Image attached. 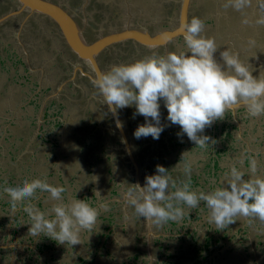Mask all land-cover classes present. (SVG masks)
I'll return each instance as SVG.
<instances>
[{
    "label": "rangeland",
    "instance_id": "obj_1",
    "mask_svg": "<svg viewBox=\"0 0 264 264\" xmlns=\"http://www.w3.org/2000/svg\"><path fill=\"white\" fill-rule=\"evenodd\" d=\"M56 1V0H55ZM81 5L77 6V0H58L60 4H64L66 8L68 9V6L70 8L69 11L74 12L75 16L79 19L80 22H88L87 19H89L90 12L93 10V8L98 9V7L105 8L108 3L114 0H105L102 4H97L92 0H80ZM122 1L123 4H125V0H119ZM132 4V0H128ZM64 2V3H63ZM196 2L201 4L203 2H208V5L203 6L201 8L200 17L205 20L204 24V31L202 33L205 37H214L217 43L218 50L214 54V58L216 59L217 63L221 64L222 70H223V61L220 57V53L227 50L229 48L232 52L237 53L246 65H250V69L252 71V75L254 78H257L261 75V78H264L262 68H264V37H257L256 30L259 31L264 30V27L257 26L254 22L250 23L251 27H254V30L249 28L246 30H242L240 27L244 26L241 24L242 16L240 13L233 11L232 9H223L222 5L224 4L225 0H197ZM133 5V4H132ZM154 7V6H153ZM77 11L75 12L74 10ZM197 7L194 5L192 13L196 11ZM94 11V10H93ZM212 13L209 15V12ZM102 12L105 13L106 9H102ZM157 12V11H156ZM195 13V12H194ZM108 14V13H107ZM153 14H151L152 16ZM228 16V17H227ZM247 16L249 20L254 21L256 19V10L255 7L250 8L249 11H247ZM24 15L19 16L15 21H17L18 24L23 20ZM208 17V18H207ZM157 19V16L155 17ZM210 19V22L206 25V20ZM234 19L236 21H234ZM35 24L34 18L31 19ZM153 19L147 17H143L141 19L137 18L134 19L132 22V26L135 28H146L149 30L150 25ZM130 21L124 22V20L120 23L114 22V24L111 23V25H108L109 28H122V26L129 24ZM127 23V24H126ZM32 24V23H30ZM29 24V25H30ZM48 27L49 31L43 30V27L36 26V28L32 31L31 28L27 27V29L23 32V40H26L27 45L32 48L35 45L33 44L34 40H37L39 38H43L44 40L51 41L53 43L52 45L54 47H57L59 51V47L57 45L56 39L58 37V33H50V24L45 23ZM4 26V25H3ZM34 28V25H31ZM44 26V24H43ZM5 27V26H4ZM24 28V26H23ZM21 28L20 31L23 29ZM228 29V30H227ZM13 31H15L16 34L19 32L16 31V28H12ZM29 31L33 32V37H26L25 35L29 33ZM150 31V30H149ZM53 32V31H52ZM15 34V36H17ZM3 36V35H0ZM14 36V34H13ZM12 34H7L8 41L12 43L13 47L15 49H18L17 44L12 40L13 38ZM259 36V35H258ZM253 41L251 45L249 44V41ZM22 40H19L18 43H20V46L22 47L23 52L25 51L24 48V42ZM13 47H9L8 49H14ZM46 47H44L41 51H43V56L46 54L45 58L49 61H53V52L44 50ZM29 49V48H27ZM18 53H20L17 50ZM49 52V53H48ZM66 52V51H64ZM118 52V50H116ZM1 59H5L6 56L9 54V59H13L14 57L10 55V52L7 50L5 53H0ZM35 55V53H33ZM110 55V54H108ZM111 56V55H110ZM26 57V56H25ZM36 57V56H35ZM118 59V62H115L114 60ZM36 59V58H35ZM31 58V60H35ZM60 60H63L62 58H59ZM66 59L68 57L66 56ZM113 59V60H112ZM72 62V58L69 59V62ZM110 62V61H109ZM259 65H258V63ZM257 63V64H256ZM30 64V63H29ZM53 64V63H51ZM51 64H47L44 60L37 61L33 67V71H40V66H42V72L40 71L41 76H47V72L43 70V67H48V70L52 69L50 67ZM107 64V63H106ZM111 64L113 65H120L123 64L122 57L116 56L114 54L113 57H111ZM7 65V64H6ZM19 66V65H18ZM68 68V67H67ZM261 68V73L259 74V70ZM64 69V71L68 72L65 73V76L68 77L70 75L71 81L73 82V86L69 89L70 94H74V99L71 103H74L76 106L74 109L71 108V111L69 109H65V113H70V115H64L63 119V128L59 129L54 128L50 131L45 132V130L36 129L33 132L26 133L25 134V140L20 142L17 139L18 134L23 137L22 129L26 131L27 125H28V117L30 113L27 112L26 108L30 107L29 103L33 100L36 101V98L39 97V95H42L41 85L39 87L38 83H42V80L40 78V75L37 78L32 77L33 74L37 76V72L30 71L25 72L22 69H20V72L16 74V78H13L12 80H6L5 76H8V73L10 75H13V73L4 72L0 69V135H1V141L6 138V140L3 142L2 147L0 148V246L4 248H0V250L5 251V253H2L0 255V264H72L71 259H67L69 256L67 255L66 251L64 253L59 252V243L57 241L56 245H53V240L51 238H48L41 234L39 237H34L31 234H29V228L31 227L30 218L26 212L23 211V208L27 206V204L30 202L33 204L37 209H39L41 212H44L46 214L51 212V209L53 205L56 203L58 204H68L70 201L73 200H80L84 201L85 203L89 204L91 207L95 208L98 212V218L96 224L91 229V233H89V230H81L79 233V243L81 239V235L83 233H88V236L83 239V242L80 244H76L75 247L78 248V252L80 253L81 248L83 247L81 244H86L89 242V239L92 240L94 234L93 233H104V227L102 225L105 224L103 221V217L108 214L109 210L121 206V212L119 216L117 217V220H115L113 223H111V228L113 230V235L111 239H116L117 246L112 248L111 254L113 255L112 259L115 258V262L126 261L128 258H130L134 254H138L139 259L144 257L146 259L145 263L142 264H149V257L148 252L152 255L153 262L157 259H162L160 255H158L159 252L156 251V248L159 250V245L161 244H170L168 251H164L165 254L168 253H175L179 254V252H185V249H187V242H184L183 240L180 242H177V240H172L173 238H178L182 235L187 234L189 232L188 240H192L193 248H197L199 246V238L194 237L192 234H197L200 238H203L205 235V231L209 229L207 221V216L209 214L208 210L207 212L204 211L203 208H207L203 201L200 202L199 206L190 209L187 206H180L184 210V216L177 220V223L175 225H172L174 221H168L161 227L157 228L154 226L151 222H147L145 218L138 217L134 213H130L129 204L125 200V193L128 191L130 187L139 185L140 187H144L146 183V177L157 175L156 170L151 171L150 168H148V158L149 156H145L140 161L142 163V166H139V163L137 161V156L135 149H133V143H134V132L127 137V144L125 145L122 140L119 137V132L117 129H115L113 126H110L109 124H112L111 121L108 123H102L100 124L99 128L101 129L102 133H105L106 131H110L111 134L108 135L112 139L115 137L120 143L122 142L121 146H117L114 144H111L109 146L110 142L109 139L104 140V144L106 146V149L108 151V155L115 154L113 153V150L120 149L124 150L126 152V159L124 162L121 161V163L124 164V166L127 168V171H131L133 167L136 168L134 170L133 178L134 182L132 181H124L122 180L121 173L119 172L118 168L114 166L112 169V173L115 175V179L112 180V176L109 178L105 176L103 173L106 172L104 164L99 163L98 165H95V168H91L92 174L94 175L93 181L89 185H87V182H82V177H84V168L87 169V167L84 164V162L89 158V161H92V157L90 156V150H86V153L88 154H79L75 151V149H78L79 145L81 144V141H79L80 137H83L84 139L87 137L82 131L81 128L83 125L80 123L81 117H83L82 112H85L87 109V106L89 104H93V101L99 100L100 98L96 96L95 94L88 93L83 87L82 84L84 83L82 80H80V76L78 74H75L73 77L71 70ZM12 72V69H10ZM60 70V69H59ZM7 71V70H6ZM70 71V73H69ZM258 75V76H257ZM70 78H68L70 80ZM25 79H30V81L24 82ZM67 79V80H68ZM8 81V82H7ZM33 82V83H32ZM71 96V95H70ZM46 97V96H45ZM70 98V97H69ZM86 103V106L83 104ZM95 109L93 106L92 111ZM121 112V109H120ZM118 113L120 116V119H125L123 116V113ZM81 114V115H80ZM134 115V113L132 114ZM59 116V115H58ZM68 116V118H67ZM263 116V122H264V115ZM111 118V117H110ZM70 119L71 123L67 121ZM126 120V119H125ZM5 121V122H4ZM97 121V120H96ZM79 123V124H77ZM169 124L168 121L164 122ZM229 123H232V121H229ZM236 123V122H235ZM243 121L238 122L237 124L242 125V132H236L234 136L239 137L240 136V145H237L238 151H232L227 150L225 154L222 155V158L219 159V168L224 169L225 173H227L230 170V167L233 165H236L239 170L244 171L245 177L244 179L247 180L248 177L251 175L249 172L250 162L252 160H255L257 163V176H264L263 173H261L259 167L260 163L263 166V159H264V125L258 124L259 126L254 127L253 122L250 119L248 122H246V125H243ZM7 124H10L11 127L8 131L3 132L5 126ZM123 127H124V121H123ZM233 124V123H232ZM236 124V125H237ZM68 126V129H64L66 126ZM218 125V123L215 121L213 122L211 126V131H216L215 126ZM65 126V127H64ZM21 129H18V128ZM97 128V127H96ZM213 129V130H212ZM245 129V130H244ZM205 130H209L208 127L205 128ZM247 130V132H246ZM245 131V132H244ZM95 131L92 133L94 134ZM244 133L246 135L244 136ZM179 133L175 134V137L178 138L180 141L182 140L181 137L178 135ZM225 136L222 134L221 139L216 138L219 142L226 141ZM142 139H146L150 142L151 146H155L157 142H159V139H163L165 143L169 142L168 138L166 136L160 137L159 139H153L151 136L148 137H142ZM48 140V141H46ZM92 141L94 139H91ZM230 141V140H229ZM227 146L229 148H235V145L232 142H229ZM221 143H215L219 146ZM55 144V146H53ZM146 142L144 145H147ZM120 147V148H119ZM164 147V146H162ZM161 147V148H162ZM183 145L179 144H173L171 149L168 148L167 153H163L161 156L162 160H166L165 163L173 162L172 166L170 167L169 171L167 172L168 176H171L170 173H172L173 177L179 181L183 182L185 181V165L190 166V169L193 168L198 173L201 171V168L204 166L205 162H201L198 164V166H191L193 161L205 160L208 158V155L214 154V148L209 147L205 154H202L203 151H200L196 153L194 150L187 151V149L183 148ZM128 148V149H127ZM167 148V146H166ZM94 150H99L96 148ZM196 150V149H195ZM245 151H248L249 153L254 154L253 157L250 156V154H246ZM262 155V156H261ZM260 156V157H258ZM105 157V156H103ZM181 157H186V161L183 162L181 160ZM175 159H178L175 161ZM249 161V164L246 165L247 168L243 167L244 161ZM238 161L240 163H238ZM94 162V161H92ZM96 163V162H95ZM147 166V167H146ZM243 168H242V167ZM192 167V168H191ZM210 170V169H209ZM208 170V171H209ZM87 171V170H86ZM214 170H211L213 172ZM221 171V170H217ZM183 175L182 177L179 176ZM190 173H192L190 171ZM103 174V175H102ZM207 174L202 175V177L205 179V183L203 184V180H198L197 185H189V188L191 191L198 192L199 189H203L208 191L210 188L209 186H212V183L209 182L214 181L213 178H209L210 176H205ZM131 176V175H130ZM90 177V176H87ZM138 178V180H137ZM182 178V179H181ZM34 179H40L42 181H45L49 183L52 186H60L65 189V191L62 194V199L59 201H51L48 199L49 194L46 192H40V190H37L36 199H30V201H25L24 203L18 205V210L15 212H21L18 214V220L16 227H13L11 225L12 220L14 219L13 216L15 213L11 211V205L8 202L9 198L7 196V193L4 192V189L6 187H16V186H22L25 181L31 182ZM215 179V178H214ZM222 177H220L216 183V187H213L214 189L218 187H225L227 188L228 185L225 183L221 185ZM82 182V183H81ZM91 184H96L98 188H96L95 192H97V199L94 200L85 197L82 193H85V191L91 186ZM219 184V185H218ZM111 186L113 190L116 193L121 194L122 196L119 197L116 195V193L112 192L110 196H107L106 189L108 186ZM203 185V186H202ZM180 187V186H179ZM91 190V189H90ZM93 190V189H92ZM169 191L172 192L171 187L169 188ZM205 191V192H206ZM66 195V197H65ZM44 198L43 202L42 199ZM118 202L117 204L119 206H116L114 202ZM42 202V207L40 208V204ZM114 203V204H113ZM5 204L6 207H4ZM95 204V207H94ZM103 205L104 207H101ZM113 210V209H112ZM204 211V212H203ZM198 212V213H197ZM8 218L7 221L3 220V217ZM23 215H26V217H22ZM46 218L53 219L54 215H46ZM135 218V219H134ZM246 221L251 218H244ZM252 220V219H251ZM239 221L242 222L243 218H239ZM255 225L250 226L252 227L251 231H255L256 235H258V232L261 230V227L264 224H261L258 220H252ZM13 228V229H12ZM189 230V231H188ZM263 230V228H262ZM13 232L15 234L13 235ZM262 232V231H260ZM147 233L154 234L152 237H149V251L148 244H147ZM213 233V232H212ZM222 233V232H221ZM218 233V234H221ZM260 234V233H259ZM111 236V235H110ZM220 236V235H219ZM251 237V236H250ZM103 239L106 241L103 245V249H107L108 244V237L104 236ZM110 239V240H111ZM85 240V241H84ZM171 240V241H169ZM252 249L255 251V257L259 258L264 261V245H260L262 243L261 241L264 240V238H257L256 236L252 237ZM44 241L48 243H44ZM153 241L157 243L156 247H154V251L152 253L153 248ZM210 241V240H209ZM227 240L224 239V241L221 243L223 244L222 249H220L219 253H214L215 248L219 249V244L214 246V249L212 252L215 255H218V259L223 258V256H227L226 259L222 262L219 261V263L224 264H247V262L252 261L253 253H250V250H247V252H241V258H237L239 254H235L234 251V245L232 243L226 244ZM159 243V244H158ZM70 244V243H69ZM68 244L69 248L70 245ZM137 245V250L135 252L133 246ZM254 245V246H253ZM185 248V249H184ZM200 248V246L198 247ZM231 249V250H228ZM164 250V249H163ZM228 250V251H227ZM162 251V250H161ZM193 249H190L189 252L191 253ZM78 252H74V255L78 254ZM145 252V253H143ZM143 253V254H142ZM110 254V253H109ZM108 254V257H110ZM213 254V255H214ZM248 254V255H247ZM212 255V254H211ZM212 255V256H213ZM67 257V258H65ZM250 257V259L248 258ZM67 259V260H65ZM123 259V260H122ZM183 260V259H181ZM183 264L185 262L188 264V261L183 260ZM126 263V262H125ZM104 264H110L108 262H104ZM116 264V263H114Z\"/></svg>",
    "mask_w": 264,
    "mask_h": 264
},
{
    "label": "clouds",
    "instance_id": "obj_2",
    "mask_svg": "<svg viewBox=\"0 0 264 264\" xmlns=\"http://www.w3.org/2000/svg\"><path fill=\"white\" fill-rule=\"evenodd\" d=\"M254 6L256 19L251 21L247 10ZM222 7L240 13L243 25L254 22L264 27V0H225ZM204 27V22L195 16L181 24L186 52H169L166 56L153 53L130 64L113 65L106 72L97 71L90 81L96 89L95 94L103 98L111 113L116 115L119 109L134 106V117L142 115L145 118V124L134 132L136 139L148 136L159 139L164 130L160 126L161 100L167 109L168 121L180 126L182 134L201 147L208 145L210 137L198 133L224 119L227 111L243 106L249 117L264 115V78H254L250 65L242 62L229 48L220 53L222 70L214 58L218 50L216 40L202 35ZM252 43L250 40L249 44ZM116 127L123 128L118 119ZM185 169L186 175H190V166L185 165ZM156 171L157 175L146 177L144 187H130L125 200L134 207L138 217L145 218L157 228L170 220L182 218L184 210L180 205L194 209L201 201L209 212L207 221L220 230L238 218H251L264 224V176L256 175L255 160L250 162L251 175L247 180L244 171L233 165L227 173H222L220 181L221 185L226 183L229 187L222 186L208 192L191 191L186 182L178 187L162 166L158 165ZM170 187L176 190L171 192ZM37 190L48 193L51 201L61 200L65 191L63 187L52 186L40 179L25 181L22 186L6 187L4 192L9 198L11 211L15 213L18 205L36 199ZM23 211L31 221L29 234L34 237L43 234L59 244H80V231L91 230L98 218L95 208L77 199L66 205L54 204L48 214L30 202ZM46 215H54V218L48 219Z\"/></svg>",
    "mask_w": 264,
    "mask_h": 264
},
{
    "label": "flooded vegetation",
    "instance_id": "obj_3",
    "mask_svg": "<svg viewBox=\"0 0 264 264\" xmlns=\"http://www.w3.org/2000/svg\"><path fill=\"white\" fill-rule=\"evenodd\" d=\"M46 1L51 2L53 4H56V5H60L61 8H63L72 17V19L75 21V23L79 26V29H81L83 38L88 45L99 40V39H101V38L107 37L110 34L121 32L125 29V25L122 26V28H119V26L116 29L109 28L108 25H111V23L112 24H114V22L120 23L123 20H124V22L130 21L129 24L126 23L127 26H129L128 28L129 29H137V28L132 26V23H133L132 21L134 19H137V18L141 19V18L147 17V16H149V18L153 19L151 21V23L153 24V26L155 24V27L157 26V28H158V29H155V27H153V30H152V25H150L151 28H149V30H150L149 32L151 35H157V34H160L163 32L174 31V30L178 29L177 27L179 26L177 19L179 17V12H180L181 2H182V0H132L133 5H131V2H129L128 0H125V4H123L122 1L114 0L112 2L110 1L105 8H103V7H98V9L93 8L94 11L92 10L90 12L89 19H87L88 22L86 23V22H80L79 19L75 16V14H73L74 12L69 11L70 10L69 6L67 9L66 6H64V4H60L58 2V0H56V1L55 0H46ZM92 1L95 3V5H97V4H102L105 0H92ZM196 1L197 0H190L189 1L188 22L194 16L200 18L203 22H205V20H203L200 17L201 16L200 15L201 8H203L204 4L208 5L209 3L203 2L200 6L199 3ZM79 5H81V1L77 0V6H79ZM194 5L196 7L198 5V8H199V9H197L198 14H196V11H194L195 13L194 12L192 13ZM18 7H19V2L17 0H0V17L8 14L10 11L17 10ZM102 9H106V12L103 13ZM74 11L76 12L77 9ZM211 13H212V11L209 12V15ZM151 14H153V15L151 16ZM21 15H24L23 20L20 22V24H18L17 21H15V20L17 18H19V16H21ZM27 16H28V14L23 12V13L15 16V17H9L7 20L3 21L0 24V35H3V36H0V53H5L8 50L10 52V55L14 57L13 59H9V57H8L9 54H8L5 59H1L2 56L0 54V69L3 70L4 72H6V74L8 72L13 73V75H10L8 73V76H5L6 80L9 81V80H12L13 78H16L15 76L17 73L20 72V69H22L25 72H29L30 69H31V71H33L32 67L37 61L42 60L44 62V60H45V62L47 64H51V63H53V64L50 65V67L52 68L50 70H48V67H43V70L48 73L47 76H41L42 74H40V71H41V73H43L42 68H41L42 66H40V71H33V72H37L36 73L37 76L33 74L32 77L37 78L40 75V78L43 79L42 83L40 84V82H39L38 86H37V87H39L41 85L40 92L42 95H39V97L36 98L37 102L32 100L29 103L30 107L26 108L27 112L30 113V115L28 117L29 119L27 122L28 127H27L26 131L24 129L21 130L23 133V137H21L18 134L17 139L20 142L25 140V134L26 133L30 134V132H33L36 129H39V132H40V129L45 130V132H47V131H50L54 128H58L57 127L58 124H59V129H62L63 128L62 127L63 126V119H65L64 115H70V113L64 112L65 109L66 108L69 109V107H70L69 111H71V108L74 109L76 107L74 105V103H71L73 101L72 99H74V94L69 93L70 92L69 89L73 86V82L71 81L70 75H68V77L65 76V73L67 74L68 72L64 71V69L70 68L69 70H71L73 77L75 76V74H78L80 76L79 77L80 80H82L84 82L82 84V87L88 93H90L91 91L93 94L96 93V89H94V87L90 83V81H91L90 77H93V79L95 78L94 71L89 67L88 63H84L83 61L78 59L77 55L75 53H73L68 48L66 41L61 37V35H60L59 31L57 30V27L55 26V24L52 21H50L47 17H44L42 15H31L28 18H27ZM156 16H157L156 21L161 20V18H164L161 23L160 22L155 23V17ZM32 18H34L35 22L37 21L36 24L31 20ZM234 21H236V20L234 19ZM209 22H210V19L206 20V25ZM30 23H32V24H30ZM45 23L50 24L49 25L51 28L50 33H53V34L58 33V37L56 39V42H57V45L59 47V51L57 50L58 49L57 47H54L52 45L53 43H51V41L49 42L47 40H44L43 38H39L37 40H34L33 44L35 46L32 48H30L27 45L26 40L22 39L23 38V36H22L23 32L27 29V27L31 28V30L32 29L34 30L36 28V26L41 25L43 27V30H45L46 32L49 31L48 27ZM43 24H44V26H43ZM31 25H34V28ZM23 26H24V28H23ZM12 28H16V31H18V32L20 31L21 28H23V29L18 34H16L17 32L15 33V31H13ZM9 33L12 34V36L14 34L12 40H14V42L17 44L18 49H15L13 47L12 43L8 41V38L6 36ZM32 33L33 32L29 31V33H27L25 36L26 37H33ZM15 34L17 36H15ZM19 40H22L24 42V44H25L24 48L27 50L26 53L23 52L22 47L20 46V43H18ZM9 47H13L14 49L9 50L8 49ZM44 47H46L44 50L53 52V57H52L53 61L48 62V59L45 58L47 53L44 54V56H43V51H41V50ZM27 48H29V49H27ZM17 50L20 53H18ZM116 50H118V52H116ZM64 51H66V52H64ZM186 51H187V48L183 42V36L182 35H179L178 37L174 38L173 40H171V39L168 40L165 45H161L158 48L157 47L147 48V47L142 46L140 44H137L133 41H125V42H122L119 44H114L112 46L105 47L101 52H99L96 55L95 62H96L97 66L101 72H106V71L110 70V68L113 66V64H111V57H113L114 54L116 56L122 57L123 64H130V63H133V62L140 60L144 57L151 56L153 53H155L158 56H166L169 52H175L177 54H180L181 52H186ZM33 53H35V55H33ZM26 54L28 56H26ZM108 54H110L111 56ZM187 55H191V54L188 53ZM66 56L68 57V59H66ZM31 58H33V59L36 58V59L31 60ZM59 58H62L63 60H60ZM71 58H72L73 63L71 61L69 62V59H71ZM114 61L118 62L119 60L115 58ZM80 68L82 69V72L86 75H83L81 73ZM10 69H12V72ZM69 73H70V71H69ZM88 75L90 77H88ZM68 78H70V80ZM28 81H30V79L24 80V82L29 83ZM95 95L100 98V101L95 100V101H93V104H89L87 106L86 111L82 112L84 114H82L83 117H81V119H80V123L83 125L82 128L86 127V128H88V130H91L89 135H87V133H85V135H87V137H89L90 135H92V133L95 130L101 131V129L99 128L100 124L108 123L109 121H111V122L113 121L112 124H109V125L113 126L119 132V128L116 127V122L114 121V119L112 117V113L108 110L107 105H104L103 98L98 94H95ZM159 103H160V114H161L160 126H162L164 129L162 131V133L160 134V137L167 136V138L169 140V137H171L172 131H174V132L175 131H181V128H180V126L173 125V124H171L170 121H168L167 109L164 107L162 100ZM83 105L86 106V103ZM93 106L95 107V109L92 111ZM235 109H237L236 111H244L243 106L235 108ZM119 112H120V109L118 110V113ZM121 112L123 113V116L126 120L125 119L121 120L118 113H117V115H118L121 123H123V121H124L125 124H124V127L122 129L126 132V134H128V136H130V134L132 132H135V130L138 128V126L145 124V118L142 115H136L135 117H134V115H132L135 112L134 106L121 109ZM231 112H232L231 110L227 111L225 113L224 119L216 121L218 123V125L215 126V129H216V132H219L220 135L223 134L225 136L226 140H228V141L230 140L229 142H232L235 145V148H233L232 150L238 151L237 145H240V142H239L240 136L236 137V136H234L235 133H232L233 129H237V125L229 123V121H232V119H233V115ZM67 118H68V116H67ZM248 120L249 119H247L246 122H248ZM67 121H69V123H71L70 119H68ZM166 121H168L169 124L164 123ZM241 121H243V119L240 120L239 117L237 116V118L235 119V122H241ZM149 122H151V118H149ZM246 122L243 125H246ZM225 123H226V126L224 125ZM77 124H79V123H77ZM230 126L232 127V130L229 129ZM10 127H11V125L7 124L5 126L3 132L8 131ZM82 128H81V131H82ZM208 128L210 129L211 127H208ZM18 129H21V128L19 127ZM64 129H68V126H66ZM106 132H109L111 134L110 131H106ZM246 132H247V130H246ZM105 133H102V135L104 137L103 143L101 141L100 143H97L95 145L96 148L99 150H94L95 146H94V148L90 147V154H91L90 156L92 157V161H94V162L89 161L88 159L86 160V163H88L89 169H90V172H89L90 177H87V179H85L86 177H82L81 178L82 182L83 183L87 182V185H89L91 182H94L93 181L94 175L91 176V174H92L91 168L92 167L95 168L94 166L98 165L99 163L104 164L106 172L103 174L108 177L109 181H110L109 178L111 176H112V180L115 179V175L112 173V169L114 168V166H116L118 168L119 172L121 173L122 180L134 182V178L132 176H133L134 170H136V168L133 167L131 171H127L126 170L127 168L124 166L123 163H121V161L124 162V160L126 159V152L124 150H122V149H120V151H118L119 149L113 150V153H115V154H112L111 156L110 155L107 156L108 151H107L106 146L104 144V140L106 138L109 139V142H110L109 146H111V144L121 146L122 142L120 141V143H118L117 139L115 138L118 134H116L114 139H112L110 136L106 137ZM163 133H164V135H163ZM119 135H118V137H119ZM183 135H185V134H183ZM87 137L85 139L83 137L79 138V141H81V144L87 143ZM119 138L121 139V136ZM5 140H6V138L1 141V135H0V148L2 147V144ZM160 140L163 141L162 145H158L159 142H157V143H155L156 144L155 146H151L150 142L147 141L146 139H142V137L139 139H136V138L134 139V143H133L132 148L135 149L139 166H142V163L140 162L142 160V158L145 156H149L147 166H148V168H150L151 171L156 170L158 165L162 166L164 164H166L164 166V168L167 171H169L170 167L172 166L170 164L171 162L165 163L166 160H162L161 156L163 153H167L168 148L171 149L173 144L171 142L165 143L163 139H159V141ZM173 140H174L173 143H175L176 141H175L174 136H173ZM46 141H48V140H46ZM90 141L92 142V140H90ZM177 141H180V140L177 138ZM181 141L184 142L186 140L183 137ZM146 142L148 144L144 145ZM162 146H164V147H162ZM166 146H167V148H166ZM161 149H163V150H161ZM245 153L248 154L249 152L245 151ZM249 154L251 157L254 156V154H252V153H249ZM103 156H105V157H103ZM258 157H260V156H258ZM198 162H199L198 160L196 162L193 161L191 166H198V164H199ZM207 164H209L208 169L206 166ZM211 164L212 163H204V166L201 168V171H199L198 173H195L197 168L195 170H193V168L191 167L192 173H190V175H186V173H185L186 178H185V181H183V182L177 181L173 177L172 173H170V175L177 182V186L182 187V184L184 182L187 183V180H188V178H190L191 174L204 175V174L208 173L209 169H210L209 172H211V170H214L212 168L213 166H211ZM217 165H218V162H217ZM183 170H185V172H186V169H183ZM84 171H86L85 168H84ZM155 172H156V174H158L157 171H155ZM177 174H179V173H177ZM179 176L182 177L183 175L179 174ZM205 176H207V175H205ZM96 188H98V186L96 184H94V185L91 184V186L85 191V193H82V194L85 195V197L88 198L87 200H89V201H90V199H93V198L95 200V199H97V192H95ZM171 190H172V192H174L176 189L174 187H171ZM201 190L202 189H199L198 192H200ZM112 192L116 193L113 190V188L109 185L108 188L106 189L107 196H110V194ZM116 195H118L119 197L122 196L119 193H116ZM65 197H66V195H65ZM43 200H44V198L42 199V202H43ZM42 202L39 205L40 208L42 207ZM114 203H116L115 204L116 206H119L117 204L118 202L115 201ZM2 205H4V207H6L5 204H2ZM56 205H60V204L56 203ZM180 206L183 207L184 205H180ZM94 207H95V204H94ZM112 209H110L108 214H106V216L103 217V221L105 222V224L102 226L104 227L105 231L102 234V236L108 237V241H110V239L112 238V235H113L111 223H113L115 220H117V217L119 216V214L121 212V206L117 207L116 209H114V208H112ZM129 209H130L131 214L132 213L135 214L134 207L129 206ZM19 213H21V212H17L13 216L14 219L11 222V225L13 227H16V225H17L16 221L18 220V214ZM22 217H26V215H23ZM111 217H112V220H111ZM3 220L4 221L8 220L6 215H5V217H3ZM221 232L222 231L217 232V234L221 233ZM188 233L189 232H187L186 235L180 236L179 239H183V240L188 241V239H186V237L189 236ZM14 234H15V232H13V235ZM218 235H220V234H218ZM230 235H231V237H228L227 239L230 243H232L234 245V247H235L234 249L237 250L239 248V246H238L239 241L234 240V233L233 232H230ZM208 241L210 242L209 244L211 245L214 242V239L209 238ZM260 245L261 246L264 245V240H262V243H260ZM190 247L191 246L189 245V248ZM133 248L135 250H137V245L133 246ZM263 248H264V246H263ZM1 254H2V250H0V255ZM161 258H162L161 262L164 263V258H165L164 255ZM37 264H41V263H37Z\"/></svg>",
    "mask_w": 264,
    "mask_h": 264
},
{
    "label": "crops",
    "instance_id": "obj_4",
    "mask_svg": "<svg viewBox=\"0 0 264 264\" xmlns=\"http://www.w3.org/2000/svg\"><path fill=\"white\" fill-rule=\"evenodd\" d=\"M249 10L250 9H248L247 11H249ZM163 19L164 18H161V20H158V21H156V19H155V23H159V22L161 23ZM250 25L251 24L244 25V26H241L240 28L242 30H246V29H249V28L254 30V27L253 26L251 27ZM155 29H158L157 26L155 27ZM255 35L257 37H264V30H261V29L259 31L256 30V34ZM26 52H27V50H26ZM262 52H264V51H262ZM26 56H28V55L26 54ZM258 65H259V63H258ZM262 72H263L262 75H264V68H262ZM260 73H261V68L259 70V74L258 75H260ZM260 76H258L257 78H259ZM236 110L237 109L231 110L232 111L231 113L233 115L232 123L234 125L238 123V122L235 123V119L237 118V116L239 117L240 120L243 119V122H246L247 119H249V120L251 119L252 122H253V126L254 127L259 126L258 124H261V126H262V124L264 125L263 116L256 117V118H253V117L250 118L247 115V109L245 107H244V111H236ZM224 125L226 126V123ZM229 129L232 130V127L230 126ZM234 131L242 132V125L241 124L240 125L237 124V129H233V132ZM198 135L208 136V137H210V140L208 141V145L207 146H204V147L199 146L202 149L197 150L196 148L193 147L192 150H194L196 153H198L200 151H203L202 154H205L209 147H213L214 148V154L213 155H211V154L208 155V158H211V157H214V156L217 155V156H219L218 157V162H219V159L222 158V155L225 154L228 149L229 150L233 149V148H229L227 146V144H226V143H228L227 140L222 142V143L216 140V138L221 139V135L219 134V132H216V131L212 132L211 129H209V130H204L203 133H198ZM245 135H246V133L244 134V136ZM263 135H264V132H263ZM185 140H186L185 142L190 141L188 139V137H186ZM213 140L215 141V143L218 142V143H221V144H219V146H218L215 143H212ZM185 148H187V147H185ZM208 158L205 159V160H201V162H205L206 160H208ZM198 160H200V159H198ZM205 163H209V162H205ZM210 163H212L211 166H213L212 168L214 169V171L210 172V177L209 178L212 177L214 181L209 182L210 184L212 183V186H209L210 188L208 189V191H214L215 189L213 187L217 186L216 183H217L218 179L220 177H222V173H225V168L223 170L220 169L219 166L217 165V160H215L214 162L211 161ZM262 163H263V166L260 163L259 169H260L261 173L264 174V159H263ZM248 164H249V162L245 160L244 163H243V167L244 168L249 167L250 165H248ZM246 165H248V166L246 167ZM217 170H221V171H217ZM208 191H206V192H208ZM202 206H204V203L202 204ZM203 209H204L205 212H207V210H208L207 208H203ZM253 225H255V223L251 219H248V221H246L244 218H243L242 222H240L239 218H238L234 223L228 225L223 230L215 228L212 224L209 223L208 224L209 229H207L205 231V235L203 236V238H200L197 234H192V235H194V237L199 238L198 242H199L200 248H198L199 247L198 246L197 249L195 250V252H193V251H191V253L189 252L190 249H193L192 248L193 245H191L192 244V240L191 239L186 241V240H183V239H179V237L178 238H173L172 240H177V242H179V241L181 242L183 240L184 242H187L188 247H187V249L184 248L185 252H179V254L178 253L175 254V253H171L170 252L168 254H165L164 251L166 252V251L170 250L169 249L170 244H166L165 245V244H161V243L159 245V250L156 248V251L159 252L158 255H160V256L164 255V257H165L164 258V263H169V264H183V262H182L183 260L188 261V264H224V263H219V261L223 262L226 259L227 256H223V258L218 259L217 258L218 255H215L214 253H219L220 249L225 247V246H223V244H221L224 241V239L227 240L225 242L226 244L230 243L227 238L231 237L230 232H233L234 233V240L235 241H239V245H238L239 248L237 250L234 249L235 250L234 253L235 254H239V256H237V258L238 257L241 258L242 252L246 253L247 250H250V253L251 252L253 253V256H252V259H251L252 261L247 262V264H264L263 260L255 257V253H254L255 251L252 249V244L254 242L252 240L253 236H256L257 238H261V236H263V238H264V225L261 227V230H260L262 232L259 231L258 235H256L255 231H251L252 227H250V226H253ZM262 228H263V230H262ZM220 231H222V234H220V236H219L217 234V232H220ZM91 232L92 231L89 230V233H91ZM93 234H94V236H93L92 240L89 239L88 243L81 244L83 247L81 248L80 253L78 252V248H76L75 245L69 244L70 247L66 248V247H68L67 243L59 244V252L64 253V251H66V253H67V255L69 257L68 258L65 257V258L71 259V263L72 264H104V262H108L110 264H114V263H116V264H142V263H145L146 259L144 257L139 259L138 254L132 255L130 258H128L125 261L126 263L124 261H121V260L119 262H115V258L117 256L112 259L113 255L111 254V252L113 251L112 248L115 249L114 247L117 246L116 239H111L110 241H108V243H107L108 244L107 246H109L108 250L107 249L104 250L103 249V245L105 244L106 241L103 239L104 236H102V233H98L97 232V233H93ZM87 236H88V233H83L81 235L80 243H82L83 239H85ZM209 238L214 239V242L211 245L209 244L210 242L208 241ZM186 239H188V237H186ZM169 241H171V240H169ZM44 243L46 244L48 242L44 241ZM56 243H57V241L53 240V245H56ZM112 244H114V247H113ZM218 244H219L220 248L219 249L215 248V250H214L215 252L213 253L212 252V250L214 249L213 247L215 245H218ZM156 245H157V243L153 242L152 253L153 252L155 253L154 247H156ZM189 245L191 246L190 248H189ZM4 247H6V246H4ZM4 247L0 246V248H4ZM228 250H230V249H228ZM239 251L241 252V254L239 253ZM74 252H78V254L74 255ZM135 252H136V250H135ZM2 253H5V251L2 250ZM143 253H145V252H143ZM108 254H109L110 257H108ZM211 254L212 255L214 254V255L212 256ZM155 255H156V253H155ZM248 258L250 259V257H248ZM67 259H65V260H67ZM181 259H183V260H181ZM81 261H83V262H81ZM161 261H162V259H157L156 258L154 260V262H153V259H152L149 262V264H164ZM185 264H187V263L185 262Z\"/></svg>",
    "mask_w": 264,
    "mask_h": 264
},
{
    "label": "water",
    "instance_id": "obj_5",
    "mask_svg": "<svg viewBox=\"0 0 264 264\" xmlns=\"http://www.w3.org/2000/svg\"><path fill=\"white\" fill-rule=\"evenodd\" d=\"M17 1L19 2V7L17 8V10L10 11L8 14L0 17V24L3 21L7 20L9 17H15L23 12L28 14L27 18L31 15H42L44 17H47L55 24L61 37L66 41L68 48L77 55L78 59H80L84 63H88L89 67L96 74V72L100 70L95 62V57L107 46L109 47L125 41H133L147 48H158L161 45H165L170 39L173 40L179 35L183 36V32L181 31L180 26L181 24L188 22L190 0H182L179 17L177 19L179 26L177 27L178 29L174 31L151 35L149 30H147L146 28L138 27L137 29H129V26L125 25V29L123 31L110 34L109 36L101 38L89 45L85 42L79 26L75 23L72 17L63 8H61L60 5L53 4L46 0ZM80 71L83 75H86L82 72L81 68ZM88 77L90 76L88 75ZM90 79L92 80L93 77H90ZM112 117L115 122L117 121V119L119 120L117 114L114 115L112 113ZM119 134L121 135L124 143L127 144V138L124 130L119 129ZM152 235L154 234L147 233V251H149L150 246L149 237H152ZM148 257L150 258L149 261H151L152 255L150 254V252H148Z\"/></svg>",
    "mask_w": 264,
    "mask_h": 264
},
{
    "label": "trees",
    "instance_id": "obj_6",
    "mask_svg": "<svg viewBox=\"0 0 264 264\" xmlns=\"http://www.w3.org/2000/svg\"><path fill=\"white\" fill-rule=\"evenodd\" d=\"M82 131H83V133L85 134V133H87V135H89L90 134V131L91 130H88V128H82ZM176 133H179L180 135H179V137H181V138H183L184 137V139L187 137V135L185 134V135H183L182 134V132L181 131H172V134H171V137H169V142H171L172 144H179V145H183L184 147V149H187V151H191L192 149H193V147L194 148H196L197 150H200V149H202L201 147H199V146H197L194 142H191V141H187V142H182V141H177V138L175 137V134ZM108 135H110V133L109 132H106L105 133V136L106 137H109ZM163 135H164V133H163ZM173 136L175 137V143H173ZM91 139H94L92 142L90 141ZM103 139H104V137H103V135H102V133H101V131H99V130H95V133L94 134H92V135H90L89 137H87V143L86 144H80L79 145V147H78V149H75V151L76 152H78L79 154H81V155H83V154H88V153H86V150L88 151V150H90V147L91 148H94V146L97 144V143H100L101 141H102V143H103ZM163 144V141L162 140H160L159 141V143H158V145H162ZM53 146H55V144H53ZM185 147H187V148H185ZM161 150H163V149H161ZM89 155V154H88ZM218 157L219 156H214V157H211V158H208V160H206L205 162H214L215 160H217V162H218ZM88 160H89V158H88ZM176 160H178V159H175V161ZM181 160H183V162H185L186 161V157H181ZM199 162L198 163H201V161L200 160H198ZM172 163L173 162H171L170 164L172 165ZM83 165H85L86 167H87V171H84V177H86L85 179H87V176H89V172H90V169H89V165H88V163H86V161L84 162V164ZM166 164H164V165H162V167H164ZM207 166V169H208V167H209V164H207L206 165ZM185 169V168H184ZM207 175L208 176H210V172L208 171V173H207ZM198 180H203L204 182H203V184L205 183V179L202 177V175L200 174V175H198V174H191V176H190V178H188V180H187V183L189 184V185H197V181ZM86 181V180H85ZM203 186V185H202ZM206 190V189H205ZM205 190H201V191H204L205 192ZM63 194V193H62ZM110 217V216H109ZM111 220H112V217H111ZM177 223V221H174V223L172 224V225H175ZM194 236V235H193ZM261 238L263 239V236H261ZM260 239V238H259ZM262 242V241H261ZM166 245V244H165ZM192 248H193V246H192ZM197 248H193V252H195V250H196ZM81 262H83V261H81ZM164 264H169V263H164Z\"/></svg>",
    "mask_w": 264,
    "mask_h": 264
}]
</instances>
